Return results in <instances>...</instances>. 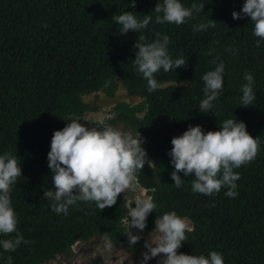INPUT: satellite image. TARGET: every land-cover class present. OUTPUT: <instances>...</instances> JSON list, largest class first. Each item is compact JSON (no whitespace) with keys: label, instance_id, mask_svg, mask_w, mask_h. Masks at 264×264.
<instances>
[{"label":"trees","instance_id":"1","mask_svg":"<svg viewBox=\"0 0 264 264\" xmlns=\"http://www.w3.org/2000/svg\"><path fill=\"white\" fill-rule=\"evenodd\" d=\"M135 2V6L132 4ZM158 0H0V155L17 156L22 168L11 186L10 198L17 216V232L29 243L15 251L0 246V264H41L69 252L77 240L104 233L111 246L137 254L143 251L146 232L165 212L187 218L194 230L186 233L178 253L222 255L224 264H264V40L253 34L250 18L233 19L244 0H181L185 7L204 3L183 24H158L152 11ZM162 2V0H160ZM132 11L137 19L152 20L140 33L120 34L113 16ZM216 21L215 27L193 31ZM159 33V37H157ZM145 43L167 35L169 56L184 58L186 65L154 74L159 87L149 92L133 59L138 36ZM259 40V45L257 41ZM219 57L215 63L213 61ZM224 64V86L211 111L198 109L204 96L203 75ZM254 82L253 105L240 106L244 74ZM136 104L119 101L113 106L112 123L120 122L143 137L150 168L136 173L138 185L156 204L143 232L131 229L141 239L129 244V210L123 194L102 211L95 202L77 201L68 213L52 211L43 196L53 188L47 154L51 137L71 120H80L94 110L83 99L99 90L113 96L118 83ZM164 85L163 84H166ZM226 119H237L259 141L254 160L234 169L240 175L234 198L219 193L192 191L194 176L180 187L171 178V139L189 126L207 132L219 130ZM135 203L131 207H135Z\"/></svg>","mask_w":264,"mask_h":264},{"label":"clouds","instance_id":"2","mask_svg":"<svg viewBox=\"0 0 264 264\" xmlns=\"http://www.w3.org/2000/svg\"><path fill=\"white\" fill-rule=\"evenodd\" d=\"M135 6V2L132 7ZM204 9V3H193L185 7L181 0H158L154 9L157 13L155 22L163 24H183L191 18L193 11ZM233 19L250 18L254 24L253 34L264 40V0H244L239 12H232ZM120 25V34L129 31L140 33L147 28L152 17L145 15L137 19L132 11L113 16ZM214 20L200 24L193 31L215 27ZM159 37V33L156 34ZM142 35L138 36L134 48L137 49L133 59L138 73L147 81V90L152 92L160 85L154 74L163 69L164 72L184 67L187 60H173L168 54L169 37L164 35L154 42L145 43ZM259 45V40L257 41ZM219 60L217 56L213 63ZM224 64L219 63L214 70L203 75L204 96L198 109L202 113L211 111L213 101L224 86ZM247 81L242 86L240 106L253 105L256 99L252 84L254 78L250 73L244 74ZM71 120L62 129L54 131L51 137L50 151L47 154L48 168L52 172L53 188L45 189L43 196L52 203L51 208L57 214L68 213L69 206L77 201L95 202L102 211L117 203L121 194L135 190L136 173L150 168L153 164L147 158L142 147L140 134L133 136L131 132H123L112 127L88 128ZM169 156L174 170L171 178L176 187H180L185 177L194 176L192 191L204 195L219 193L227 188L225 195L236 197L238 193L236 181L240 175L234 169L240 168L254 160L259 151V141L246 129V124L237 119H226L219 124V130L205 132L200 125L189 126L182 135L171 139ZM22 176V168L17 156L10 153L0 155V235L17 232V216L11 204V186ZM135 207L129 210V231L126 234L129 244L135 245L141 239L131 229L143 232L147 225V217L155 211L156 204L150 197L140 196ZM155 227L150 236L144 240L141 264L153 258L161 257L158 264H224L222 255L211 251L208 256L178 253L182 243L187 240L186 233L194 230L187 218H181L175 211L165 212L154 220ZM21 243H29L22 235L14 239L0 240L4 251H15ZM12 264V258H7ZM129 264H132L129 260Z\"/></svg>","mask_w":264,"mask_h":264},{"label":"rangeland","instance_id":"3","mask_svg":"<svg viewBox=\"0 0 264 264\" xmlns=\"http://www.w3.org/2000/svg\"><path fill=\"white\" fill-rule=\"evenodd\" d=\"M167 85L166 84H163ZM83 99L90 106H95L94 110H90L82 117V124L88 128L112 127L123 132H131L135 137L138 134L122 123H112L110 120L114 116L113 106L119 101H125L129 104H136L142 100L138 95H129L125 88L118 83L117 90L113 96H107L103 91L99 90L94 93L86 94ZM141 143L143 137L140 135ZM135 190H129L123 197L127 205L131 208V204L136 202L140 196L149 197L145 189L141 188L135 179ZM191 223V222H190ZM152 231L146 232V237L150 236ZM131 254L121 248L111 246L104 233L96 234L86 240H77L69 252L57 255L41 264H141L142 253ZM161 257H156L147 262V264H158Z\"/></svg>","mask_w":264,"mask_h":264}]
</instances>
